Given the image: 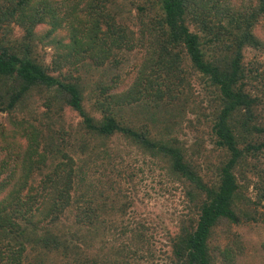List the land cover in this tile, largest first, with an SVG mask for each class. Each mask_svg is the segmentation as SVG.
Listing matches in <instances>:
<instances>
[{
	"label": "trees",
	"instance_id": "16d2710c",
	"mask_svg": "<svg viewBox=\"0 0 264 264\" xmlns=\"http://www.w3.org/2000/svg\"><path fill=\"white\" fill-rule=\"evenodd\" d=\"M55 1L0 0V264H114L107 234L115 203L98 200L108 187L98 189L80 163L85 155L107 154V139L114 136L160 158L182 186L187 205L166 236L167 262L240 264L241 236L226 243L218 262L210 240L219 221L240 224L264 214L257 210L260 205L264 210V117L256 114L257 98L245 88L241 63L244 47L264 50L254 31L264 0L246 7L229 0H213L210 6L145 0L135 3V10L132 0H66L63 6ZM124 14L139 23L138 35L123 22ZM189 15H201L198 27L191 26ZM11 23L24 30L14 45L7 39ZM41 24L50 26L45 37L60 34L55 40L66 53L88 54L99 65L135 42L146 44L138 81L125 91L102 83L92 95L84 76L50 73L32 55ZM213 45L222 48L211 54ZM184 58L216 91L209 122L218 152L214 174L187 159L178 139L165 132L167 125L152 122L162 106H174ZM34 90L45 93L47 122L18 113ZM131 99L140 100L139 112L152 126L141 115L124 112ZM63 106L79 118L67 127ZM260 251L264 255V241Z\"/></svg>",
	"mask_w": 264,
	"mask_h": 264
},
{
	"label": "rangeland",
	"instance_id": "374dc122",
	"mask_svg": "<svg viewBox=\"0 0 264 264\" xmlns=\"http://www.w3.org/2000/svg\"><path fill=\"white\" fill-rule=\"evenodd\" d=\"M132 1L134 3L132 9L135 10V3H142L145 0ZM190 1L191 4L208 6L213 4V0ZM229 1L244 7L257 6L259 3V0ZM65 2L67 1L56 0L54 5L63 6ZM123 17L127 16L124 14ZM188 18L193 23L191 26L200 25L201 15L196 18L189 15ZM123 22L133 31L134 36L138 35L140 25L136 19L128 17ZM103 27L105 28V25H102ZM49 28V24H41L35 28L32 55L47 67L50 73L60 76L69 73L84 76L87 93L93 89L99 91L102 83L114 90L118 87L119 90L125 91L138 81L140 64L148 52L146 44L135 42L132 48H124L117 52L115 50L116 53H113L115 56L111 54L102 65H99L97 61L89 59L88 54H76L75 51L66 53L62 45L55 40L60 34L53 38L45 37ZM9 29L11 33L8 31V42L13 45L21 42L24 30L13 23ZM198 30L204 35L205 30L202 28ZM254 31L264 40V14L258 18ZM61 38L62 41L66 40V37ZM15 39H19V42H15ZM213 46L209 52L211 54L222 48V45ZM241 63L245 73V88L257 98L256 114L264 117V50L252 46L244 47ZM181 66L182 76L175 88L176 96L172 101L175 103L174 106H162L159 111L153 113V117L151 115L152 122L161 121L157 124L161 128L167 125L165 132L168 131L170 136L178 139L180 145L184 147L187 159L204 172L214 174L213 164L216 162L215 155L217 156L218 152L214 148L209 122L217 104L216 91L205 77L190 66L187 59L184 58ZM91 94L93 95L92 92ZM44 96V92L34 90L25 108L20 112L18 110L19 115L36 116L39 121L47 122L42 117L45 110ZM123 108L128 116L141 115L143 120L146 119L145 113L139 112L140 100L131 99V104H124ZM62 114L61 120L66 127L79 120L78 115L67 106H63ZM3 117L4 113H0V121L4 120ZM53 118L59 120L56 114ZM146 122L152 126L147 119ZM107 142L109 150L107 154L97 153V158L85 155L80 163L97 183L98 189L108 187L107 196L103 195L98 200L108 197L107 200L111 199L115 203L109 221L114 224L107 234L109 242L114 244L115 248L112 249L114 254L111 261H114V264H169L166 258L168 251L166 236L174 228L176 219L185 212L187 205L183 198L182 186L173 176L166 173L160 158L143 152L121 137H111ZM242 177L239 179L243 183L247 182V178L249 182L254 179L251 175L247 178ZM248 191L250 195L253 194L251 186ZM257 210L264 213L261 205ZM261 217V220L243 221L240 224L219 221L210 240L211 247L217 248L214 261L218 262L221 259L220 250L226 243L239 235L243 240L240 264H264V255L260 251V243L264 241V214Z\"/></svg>",
	"mask_w": 264,
	"mask_h": 264
}]
</instances>
